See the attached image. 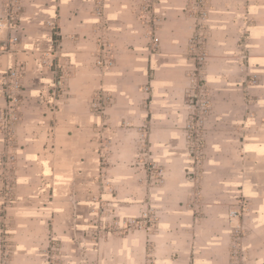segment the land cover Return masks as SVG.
I'll return each instance as SVG.
<instances>
[{"label":"crops","instance_id":"crops-1","mask_svg":"<svg viewBox=\"0 0 264 264\" xmlns=\"http://www.w3.org/2000/svg\"><path fill=\"white\" fill-rule=\"evenodd\" d=\"M8 1L0 114L4 72L23 75L13 141L0 130V208L14 218L0 222V264H264V0H205L211 109L194 180L185 127L198 0H18L12 26ZM104 42L110 69L97 64ZM54 48L62 93L43 62ZM107 207L123 221L155 207L157 220L109 231Z\"/></svg>","mask_w":264,"mask_h":264},{"label":"built area","instance_id":"built-area-1","mask_svg":"<svg viewBox=\"0 0 264 264\" xmlns=\"http://www.w3.org/2000/svg\"><path fill=\"white\" fill-rule=\"evenodd\" d=\"M8 22L9 25H15L18 20V15L21 9V5L18 0L8 1ZM195 13L197 18V26L195 33L190 41V52L193 59L192 69L190 73V86L187 94L186 109L188 111V121L186 123L185 132L187 138L188 149L191 154V165L187 168V176L189 179L194 180L197 178V164H199L203 151L205 148L204 141V128L205 120L210 113L211 109V97L210 93L206 89L205 78V66L207 63L208 52L206 48V22L208 19L209 9L206 6L205 0H198ZM152 40L154 44L159 43V37L153 31L155 29L156 22L152 21ZM15 41L17 38H14ZM59 54V49L54 48L44 54L43 62L53 68L56 78L59 77V84L56 86L58 91L62 93L64 90L63 83V71L62 66L56 61V57ZM97 64L99 66L110 69L114 65V59L107 42L101 44V50L98 54ZM6 77L3 81L4 95L8 101L5 110L0 114V130L5 134V141H13L14 131L17 123L19 122L18 110L21 104V90H22V71L18 67L11 68L4 72ZM59 92L57 94L59 95ZM107 97L99 99L95 106L101 110L104 103L107 102ZM156 165L152 162L149 168L153 171L154 175L161 173ZM235 211L230 212V216H236ZM145 220L153 219L150 213H145ZM130 224L135 227L147 226V223L143 221L130 218Z\"/></svg>","mask_w":264,"mask_h":264},{"label":"rangeland","instance_id":"rangeland-1","mask_svg":"<svg viewBox=\"0 0 264 264\" xmlns=\"http://www.w3.org/2000/svg\"><path fill=\"white\" fill-rule=\"evenodd\" d=\"M205 86H206L207 91L210 93V87H209V83H208L207 80H206V85ZM210 97H211V93H210ZM205 118L207 119V117H205ZM204 133H205V128H204ZM204 141H205V136H204ZM11 159L13 161V158H11ZM152 162L156 165L155 171L158 168L160 170L159 172H161L162 171V168H161V165L158 164V161L156 159L155 160L152 159ZM0 167H2V166L0 165ZM14 167H15L14 164L12 165L10 163H7V164L4 165L3 168H1V170H2V177H3V181H2V185H1L2 190H8L9 189L8 186L12 185L11 184V179H9V176L12 177V175H13L12 174V171H13V168ZM196 170H197V173H198L197 167H196ZM153 179H154L155 184L161 183L160 182L161 181V173L157 174L156 176L154 175V178ZM1 197H3V200L5 201L4 204L9 203V197L7 195L3 194V192H0V199H1ZM149 208L150 209L147 210L146 212L147 213H150V215L153 216L152 217L153 219H151V220L148 219V220H150L151 222L154 223L157 220V214L155 213V207H149ZM151 208H154V209L151 210ZM103 211H104V219L103 218L102 219H103V222L106 221L105 225H107V226L110 225L109 226V231H113L115 229V231H119L121 233L122 232L124 233V232H130V229L131 228L132 229L133 228H140V227H135V226L131 225L130 224V221H129L130 218H127V219H125L123 221V219L120 220L119 217L118 218L115 217V215H113V212H115V210L112 211V208H110V207L104 208ZM13 219H14L13 216L8 213V209L7 208H0V222H2V223L3 222L9 223ZM134 219L143 221V223H147L146 221H144L145 220V216H143L140 219H138V218H134ZM99 220H101V219H99ZM150 224L152 225V223L148 222L147 223V226H144V227H141V228H149L150 227ZM127 229H129V230H127ZM96 235L99 236V234H96ZM4 236L6 237V236H9V235H5L4 234ZM55 248H58V247H55ZM236 258H238V257H236ZM236 261L237 262H235V264H239L240 260L237 259ZM55 263H56V261L54 262V264Z\"/></svg>","mask_w":264,"mask_h":264}]
</instances>
